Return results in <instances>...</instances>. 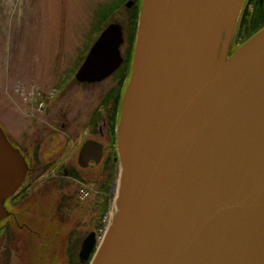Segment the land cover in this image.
I'll list each match as a JSON object with an SVG mask.
<instances>
[{"label":"water","instance_id":"water-1","mask_svg":"<svg viewBox=\"0 0 264 264\" xmlns=\"http://www.w3.org/2000/svg\"><path fill=\"white\" fill-rule=\"evenodd\" d=\"M242 3L141 0L114 204L101 242L83 238L80 263L264 264V27L230 52ZM122 43L121 25L108 24L76 80L111 76ZM101 154L88 140L78 158L85 167ZM27 173L0 128V224Z\"/></svg>","mask_w":264,"mask_h":264},{"label":"rangeland","instance_id":"rangeland-1","mask_svg":"<svg viewBox=\"0 0 264 264\" xmlns=\"http://www.w3.org/2000/svg\"><path fill=\"white\" fill-rule=\"evenodd\" d=\"M122 1L0 0V127L7 132L12 144L26 155L32 170L28 178L32 181L29 197L15 207L11 202L5 205V210L13 217L0 224V264H66L67 249L72 245L74 254L78 253L83 238L89 232H97L95 215L90 210L95 192L83 196L85 199L78 206L64 210L60 206L65 203L62 198H67L70 204L77 188L82 186L59 179L58 175L43 184L48 173L39 171L41 165L57 153L61 161L68 158L75 164L76 149L80 146L89 112L117 80L111 75L97 84H73L56 102L48 105L45 116L37 117L41 109L37 112L35 107L42 94L51 98L52 87L68 74L72 63L84 55L89 38L96 36L92 35V30L97 19L108 7L121 5ZM120 12L110 18L123 27L126 11L120 8ZM123 38L122 53L126 47L125 32ZM59 124H64V129L57 132L58 136L52 135L53 126ZM67 135L73 137L63 146V137ZM106 137L96 136L92 140L104 147L109 144ZM37 147L39 164L34 158ZM61 147L65 148L59 152ZM98 168L88 165L77 170L86 177H93ZM111 193L115 194L113 187ZM113 204L111 200L108 210ZM8 222L12 226L9 236L3 231ZM102 227L103 220L99 229ZM97 240L101 242L100 237Z\"/></svg>","mask_w":264,"mask_h":264},{"label":"trees","instance_id":"trees-1","mask_svg":"<svg viewBox=\"0 0 264 264\" xmlns=\"http://www.w3.org/2000/svg\"><path fill=\"white\" fill-rule=\"evenodd\" d=\"M126 0L122 1L121 5H115L108 7L109 10H106L104 14L101 16V18L96 22V25L94 26L92 32L93 33H99L102 31L109 23L113 22V19L110 18L112 13L120 8L125 9V24L122 27L125 35H126V47L125 52L123 53V63L121 66L115 71L113 74L115 77V80H117L116 88L109 92V95L112 99V109L109 112L106 110L107 115V129H108V153L105 155L101 165L99 166L98 170L93 173V177H86L81 172H79L76 169H72L71 172H69V175L71 176V179L77 183H93L97 194L94 196V200L91 204V213L95 215V227L97 229V232L100 227V221L102 219V216L106 213L108 209L109 202L113 198V194L111 193V185L116 181V177L118 174V163L114 158L116 157V127L118 124L117 119V112L118 108L121 104L122 97H123V90L122 84L123 82L129 78L130 71H131V64H132V55H133V49H134V41H135V35H136V28H137V20L140 13V5L141 0H133L134 4L131 8L126 9L124 7V2ZM115 22V21H114ZM264 27V10L258 11V13H255L254 15H250V13L246 12V8L241 9L240 14L238 16L235 30L232 36L231 45H230V52L236 50L239 46L244 44L250 37H252L254 34H256L258 31H260ZM94 38L91 39V37L88 40V45L86 47L85 53L82 57L78 58L76 61V67L81 63L83 60L87 50L93 43ZM238 42V45L235 44ZM98 117H96L92 123L91 126L93 129H95L96 124L98 122ZM22 153V152H21ZM38 147L34 151V158L36 160V163L39 164L38 158ZM25 157L26 163L28 165V173L26 177V182L24 186L20 189L19 193L10 198L6 201L5 204L11 202L12 206L15 207L16 205L20 204L23 200H26L29 197V191L32 190V181H28V178L30 177L29 171L31 170V165L29 166V163L27 162L26 155L22 153ZM52 166V165H51ZM50 164H43L41 165L39 173H44L47 169H49ZM33 169V167H32ZM35 170V168H34ZM36 179V178H35ZM61 179V178H60ZM63 179V178H62ZM49 181H52V178L49 177L43 180V184H47ZM64 200V204L61 203L60 206H62V209H71L74 206H78V198L75 195V197L72 199L74 202L71 205L68 203L67 198H62ZM70 200V199H69ZM59 206V207H60ZM13 214L10 213L9 217L4 219L2 222L6 221L9 218H12ZM11 224L8 222L4 226V234L10 235L11 233ZM3 229V228H2ZM95 229V230H96ZM96 232V231H95ZM4 235V236H5ZM72 237V233H70L69 239ZM10 239V238H9ZM71 247H73L71 245ZM69 247L67 249L65 256H66V264H88V262L80 263L79 260L76 257L75 251H72V248ZM72 251V252H71Z\"/></svg>","mask_w":264,"mask_h":264},{"label":"flooded vegetation","instance_id":"flooded-vegetation-1","mask_svg":"<svg viewBox=\"0 0 264 264\" xmlns=\"http://www.w3.org/2000/svg\"><path fill=\"white\" fill-rule=\"evenodd\" d=\"M127 1H129V0H126L124 2V4ZM131 1L134 4V1L133 0H131ZM133 4H132V6H133ZM243 8H246V12L250 13V15L252 16L255 13H258V11H260V10H262V11L264 10V0H243L242 8L241 9H243ZM122 32L124 33V30H122ZM123 42H124V38H123ZM122 46H123V43L120 46V53H121V56L123 58V53H122V50H121ZM78 67H76V61H74V63H72V67L70 68L69 72H67L68 74L66 73L67 75L64 76L61 80H59L52 87L53 95L51 96V98L48 97L46 94H42L41 95L42 97L37 102L36 107H35V109H36L37 112L41 109L40 112L38 113V116L37 117H39V114H42V115L45 116L46 113H48V111H47L48 110V107L51 104H53L54 102H56V99L61 96V93H63L67 87H70L71 85L78 84V83L80 85H82V86L92 85V84H88V83H80V82H78L76 80L75 74H76V71H77ZM106 79H104V80H106ZM113 79L115 80L114 77H113ZM128 79L126 80V82L124 81L123 84H122V88L121 89L123 90V93H124V90L126 88ZM104 80H102V81H104ZM98 83H100V82H98ZM94 84H97V83H94ZM113 84L114 85L110 86L109 89L107 90V92L104 94L102 100L98 103V105H96L97 107H95L93 110H90V112H89L88 121H87V124H86L87 126L85 128V131L83 133V136L80 137V146L77 149L75 147V149L77 150V154H78L77 156L78 157H79L80 148H81V146H82V144L84 142H86L88 140H92V137H96V136L103 137V136H107L108 135V129H107V124H106L107 123V115H106L107 113H106V110H108L110 112L111 109H112V107H113L112 106V99H111V97L109 95V92L112 91V90H114L116 88L117 82H114ZM120 106H121V104H120ZM120 106H119L118 112H117V119H119V115H120ZM96 117H98L99 119H98V122L96 124L95 129H93L92 126H91V123H92V121ZM1 129L4 132V134L6 135L8 141L12 144V141H11L10 137H8L7 132L3 128H1ZM57 129H59V130H57ZM61 129H64V124H62V125L59 124V126L56 125L55 127L53 126V129H52L51 134L52 135L55 134V135L58 136L57 132H60ZM72 137L73 136H68V135L65 136V137H63V140H64L63 146H65L67 144V141L68 140L71 141V138ZM107 138L108 137H106V139ZM107 141L108 140H106V143H107ZM108 147H109V145H107V144L104 147L102 146V154H101V158H100L99 162H94L93 160H90V161H88V163L86 164L85 167H83L81 165V162H80V160H79L78 157H77V160H76L75 164L73 165L71 163L72 162L71 159H68L67 158V159H64V160L61 161L60 160V157H59L60 153L59 154L57 153L54 158H52L48 162H46V164H50V167H49V169H47L45 171L48 174L46 175V177L44 179L48 178L49 175H50V177L52 178V180H54L56 178V176L58 175L59 176V179L60 178H65V179L70 180L72 183H76V182H74L71 179V176L69 175V172H71L72 169H76L77 170V168L85 169L88 165L89 166H98L99 167L101 165V163H102L105 155L108 153ZM64 148L65 147H61L60 150H59V152L60 151L62 152L64 150ZM50 171L52 172V174H49ZM55 172H57V174H55ZM78 201L81 202V200H78ZM79 202H78V204H79ZM94 226H95V224H94ZM80 244H81V242H80Z\"/></svg>","mask_w":264,"mask_h":264},{"label":"built area","instance_id":"built-area-1","mask_svg":"<svg viewBox=\"0 0 264 264\" xmlns=\"http://www.w3.org/2000/svg\"><path fill=\"white\" fill-rule=\"evenodd\" d=\"M88 187H82L81 189H79L78 191V196L81 200H84L83 199V196H89L90 194V191H91V188L89 187V189L87 190ZM109 217H110V212L108 211L102 218L103 220V227L101 229V233H103L108 225V222H109Z\"/></svg>","mask_w":264,"mask_h":264},{"label":"bare ground","instance_id":"bare-ground-1","mask_svg":"<svg viewBox=\"0 0 264 264\" xmlns=\"http://www.w3.org/2000/svg\"><path fill=\"white\" fill-rule=\"evenodd\" d=\"M264 179V176L262 177V180ZM264 184V183H263ZM262 184V185H263ZM116 187H117V182H116V184H115V187H114V189L116 190Z\"/></svg>","mask_w":264,"mask_h":264}]
</instances>
